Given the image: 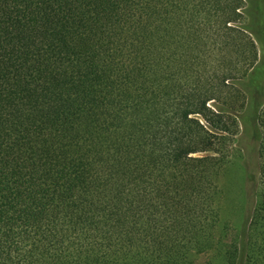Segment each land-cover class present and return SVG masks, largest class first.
<instances>
[{"label": "trees", "instance_id": "1", "mask_svg": "<svg viewBox=\"0 0 264 264\" xmlns=\"http://www.w3.org/2000/svg\"><path fill=\"white\" fill-rule=\"evenodd\" d=\"M0 264H264V0H0Z\"/></svg>", "mask_w": 264, "mask_h": 264}, {"label": "rangeland", "instance_id": "2", "mask_svg": "<svg viewBox=\"0 0 264 264\" xmlns=\"http://www.w3.org/2000/svg\"><path fill=\"white\" fill-rule=\"evenodd\" d=\"M244 170L242 162L235 160L227 167V171L220 178V200L222 202V207L225 209V216L230 219L237 218L243 204L250 201L249 185L246 181L245 184H242V174ZM244 196L247 197L245 202ZM247 205H245V207L249 208Z\"/></svg>", "mask_w": 264, "mask_h": 264}]
</instances>
